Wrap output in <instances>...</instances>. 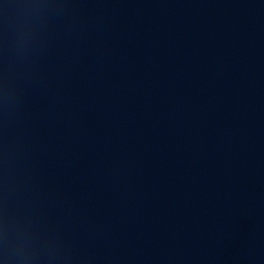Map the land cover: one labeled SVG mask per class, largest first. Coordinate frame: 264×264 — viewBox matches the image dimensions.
<instances>
[{
  "label": "water",
  "instance_id": "95a60500",
  "mask_svg": "<svg viewBox=\"0 0 264 264\" xmlns=\"http://www.w3.org/2000/svg\"><path fill=\"white\" fill-rule=\"evenodd\" d=\"M0 264H264V0H0Z\"/></svg>",
  "mask_w": 264,
  "mask_h": 264
}]
</instances>
